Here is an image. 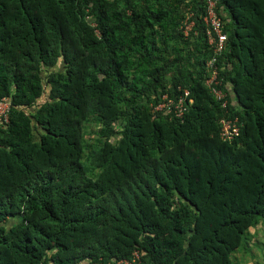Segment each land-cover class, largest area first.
Here are the masks:
<instances>
[{"label": "trees", "instance_id": "trees-1", "mask_svg": "<svg viewBox=\"0 0 264 264\" xmlns=\"http://www.w3.org/2000/svg\"><path fill=\"white\" fill-rule=\"evenodd\" d=\"M205 10L0 0V264H237L248 251L264 225V0H216L225 106L205 85ZM185 90L181 121L155 110ZM222 119L239 123L231 142Z\"/></svg>", "mask_w": 264, "mask_h": 264}, {"label": "built area", "instance_id": "built-area-1", "mask_svg": "<svg viewBox=\"0 0 264 264\" xmlns=\"http://www.w3.org/2000/svg\"><path fill=\"white\" fill-rule=\"evenodd\" d=\"M205 9L203 25L205 29L206 44L210 51V58L205 64L207 69L205 85L217 101H224L223 106H225L226 93L220 89L222 83L219 80V70L216 66V61L223 53L227 37L223 32L222 19L216 12V0H205ZM193 26L194 23L187 18L181 27L182 33L185 37L189 36ZM187 96L188 91L186 90L183 91V94H181L177 100H171L167 96H163L162 102L156 106L155 110L172 112L175 117L182 120L187 111L185 103ZM0 104H3V109L0 115L6 118L8 103L3 100ZM219 126V137L223 142H231L239 136V123L236 119H222ZM120 264H139L137 254H133L131 261L121 262Z\"/></svg>", "mask_w": 264, "mask_h": 264}, {"label": "rangeland", "instance_id": "rangeland-1", "mask_svg": "<svg viewBox=\"0 0 264 264\" xmlns=\"http://www.w3.org/2000/svg\"><path fill=\"white\" fill-rule=\"evenodd\" d=\"M2 109L3 104H0V114ZM94 129L93 127L92 130ZM8 226H10V223ZM246 241L248 251L242 250L234 255L237 264H264V225L255 229H249V236Z\"/></svg>", "mask_w": 264, "mask_h": 264}, {"label": "bare ground", "instance_id": "bare-ground-1", "mask_svg": "<svg viewBox=\"0 0 264 264\" xmlns=\"http://www.w3.org/2000/svg\"><path fill=\"white\" fill-rule=\"evenodd\" d=\"M136 254H137V256H138V263L139 264H141V262H140V258H139V255H138V253L137 252H135ZM132 258H133V256H132ZM132 260V259H131ZM131 260H128V259H125V260H121V261H119V262H116V264H120L121 262H125V261H131ZM85 264H102V261H101V259H99L98 260V262H88V263H85Z\"/></svg>", "mask_w": 264, "mask_h": 264}, {"label": "clouds", "instance_id": "clouds-1", "mask_svg": "<svg viewBox=\"0 0 264 264\" xmlns=\"http://www.w3.org/2000/svg\"><path fill=\"white\" fill-rule=\"evenodd\" d=\"M5 101H7V103H8V100L7 99H4ZM1 103V102H0ZM8 106H9V103H8Z\"/></svg>", "mask_w": 264, "mask_h": 264}, {"label": "crops", "instance_id": "crops-1", "mask_svg": "<svg viewBox=\"0 0 264 264\" xmlns=\"http://www.w3.org/2000/svg\"><path fill=\"white\" fill-rule=\"evenodd\" d=\"M229 90H231V88H230ZM180 121H181V120H180Z\"/></svg>", "mask_w": 264, "mask_h": 264}]
</instances>
